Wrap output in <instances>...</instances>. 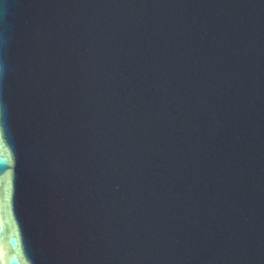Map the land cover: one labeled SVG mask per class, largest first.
<instances>
[{
    "label": "water",
    "instance_id": "95a60500",
    "mask_svg": "<svg viewBox=\"0 0 264 264\" xmlns=\"http://www.w3.org/2000/svg\"><path fill=\"white\" fill-rule=\"evenodd\" d=\"M0 264H264V0H0Z\"/></svg>",
    "mask_w": 264,
    "mask_h": 264
}]
</instances>
